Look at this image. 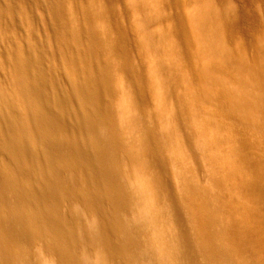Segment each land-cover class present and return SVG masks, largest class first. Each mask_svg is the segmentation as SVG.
<instances>
[{
    "label": "bare ground",
    "instance_id": "obj_1",
    "mask_svg": "<svg viewBox=\"0 0 264 264\" xmlns=\"http://www.w3.org/2000/svg\"><path fill=\"white\" fill-rule=\"evenodd\" d=\"M238 25L216 0H0V264H264V55Z\"/></svg>",
    "mask_w": 264,
    "mask_h": 264
},
{
    "label": "rangeland",
    "instance_id": "obj_2",
    "mask_svg": "<svg viewBox=\"0 0 264 264\" xmlns=\"http://www.w3.org/2000/svg\"><path fill=\"white\" fill-rule=\"evenodd\" d=\"M216 2L221 9H225L228 5L232 4L237 10L239 14L238 30L240 31H236V35L234 34L236 41L233 37L232 40L241 45L251 60L256 63L261 62L264 55V0H216ZM237 35L241 38H238ZM255 55L256 58L254 57ZM258 55L261 57L259 58ZM239 134L242 133H238V136ZM245 136L248 137L247 134H244V136L241 135L239 138H245L247 140L246 143L249 145L251 138L249 136L248 140Z\"/></svg>",
    "mask_w": 264,
    "mask_h": 264
}]
</instances>
